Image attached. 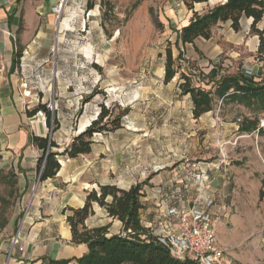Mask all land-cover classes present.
<instances>
[{"label": "rangeland", "instance_id": "374dc122", "mask_svg": "<svg viewBox=\"0 0 264 264\" xmlns=\"http://www.w3.org/2000/svg\"><path fill=\"white\" fill-rule=\"evenodd\" d=\"M88 1L61 3L56 13L59 17L64 14L67 23L59 25L48 61L37 58L34 61L39 63L31 64L32 68L26 67L28 59L23 63L29 72L21 75L22 95L26 89L32 93L31 110L27 111L40 105L49 111L51 127L44 111L35 117L45 122L51 135L56 134L57 141L50 137L58 145L54 150L64 151L81 133V126L85 123L86 129L104 107L111 117L102 125L110 120L119 127L96 133L92 150L109 156L101 159L114 165L119 186L139 180L146 170H167L164 163L172 168L190 164L196 173L203 169L210 181L214 179L204 190L214 191L216 205L226 208L225 228H257L259 232L264 228V135L235 128L245 116H258L262 127L264 111L220 101L215 110L195 119L191 97L180 88L181 75L192 74L195 84L209 89L207 81H202L204 76L213 66L225 69L222 65L228 58L220 57L214 64L200 50L203 41H198V47L180 45L182 59H178V32L193 15L182 0H90L91 10ZM218 1L195 5V10L205 11ZM4 30L0 25V37ZM168 48L181 70L172 82L165 83ZM15 160L17 155L0 143V232L26 224L32 206L29 200L39 193L42 183L37 178L28 192L22 191ZM154 164L161 166L153 169ZM142 178L148 181V177ZM66 186L60 187L62 192L73 185ZM197 189V185L188 186V200L196 197ZM21 229L30 233L29 228ZM51 229L55 235L59 229L64 234L63 228ZM241 252L244 262L256 257L264 264L258 257L264 246ZM226 257L230 264H242Z\"/></svg>", "mask_w": 264, "mask_h": 264}, {"label": "crops", "instance_id": "0c3cea01", "mask_svg": "<svg viewBox=\"0 0 264 264\" xmlns=\"http://www.w3.org/2000/svg\"><path fill=\"white\" fill-rule=\"evenodd\" d=\"M64 2L66 0H0V25L5 26L7 30H4L0 37V143L10 150L11 154L17 155L14 165L20 187L26 192L38 178L37 162L41 156V151L31 143V135L40 137L49 135L53 140L57 139L54 138L56 134L51 135L45 122L27 114V109L31 110L32 93L26 89L22 95L20 80L23 82L24 79L21 75L25 76L26 71L29 72L23 63L28 59L30 64L28 63L26 67L32 68L34 66L31 64L38 65L39 62L34 61L37 58H41L44 63L48 61L49 48L56 40L59 25L67 23L63 22L66 20L64 14L59 17L56 13L59 5ZM65 6L64 13L68 5ZM252 23L253 19L245 18L241 22V29L235 31L232 22L228 21L217 26L210 39L200 38L190 45L197 46L198 41H203L200 50L213 60L214 64L218 63L220 57H227L231 64L225 69L229 70L224 69L222 72L220 69L221 74H234L239 71L245 73L251 70L254 81L264 82V55H258L260 39L252 32ZM258 28L264 30V18L258 24ZM11 36L14 37V41ZM17 44L22 51L23 60L22 64L10 73ZM214 67L217 66H213L212 69ZM27 92L30 95H27ZM235 129L239 131V124ZM58 152L63 151L59 149ZM101 156L109 157L104 152L94 153L93 150L90 154L80 155L74 159L61 156L62 167L57 176L42 182L39 193L30 198L32 206L25 220L26 224L18 228L12 226L0 232V264H42V257L55 260L70 259L72 260L70 264H76L75 258L84 255L87 247L71 243L72 234L67 222V209L83 207L88 192L93 189L99 190L100 185L112 184L129 189L144 182L149 184H145L143 188L145 207L141 211V220L146 227L153 228L155 234L161 233L163 229L166 221L163 215L166 210L171 207L188 208L199 196L203 201L214 202L212 209L219 215L215 224L216 226L218 224L217 236L226 256L229 255L242 264H259L256 257L244 262L241 251L246 248L263 247L264 228H260L259 232L257 228H225L222 218L227 213L226 208L216 205L212 194L214 191L211 190L210 194L204 190L206 184L213 183L214 179L210 181V175L203 169L196 173L190 164L172 168L170 163H164L163 165L169 167L167 170L158 173L146 170L139 180L127 184L124 182L119 186L121 184L114 177V165L106 163ZM78 159L85 161L78 163ZM158 166L161 165L154 164L151 167L154 169ZM147 172L149 176H146ZM142 177H148V181ZM62 185H68L65 188L73 186L62 192L64 191L60 188ZM189 185H197L199 191L192 201L188 200L187 195ZM93 209L94 214L86 221L88 227L108 226L111 235L121 233L123 224L119 220L109 217L107 211L96 203ZM21 228L27 230L29 228L30 233L24 232ZM51 228H63L64 234L62 235L59 229L55 235L51 233ZM18 233L21 239L19 238V243L15 244ZM258 257L264 259V252L258 254Z\"/></svg>", "mask_w": 264, "mask_h": 264}, {"label": "trees", "instance_id": "16d2710c", "mask_svg": "<svg viewBox=\"0 0 264 264\" xmlns=\"http://www.w3.org/2000/svg\"><path fill=\"white\" fill-rule=\"evenodd\" d=\"M189 11L193 13L188 24L178 32L176 45L179 50L178 59H182V46L194 44L196 40L210 39L213 30L220 24L232 22L235 31L241 29L243 19H253L252 32L259 36L260 45L258 55H264V30L258 28V24L264 18V0H219L207 10L199 12L195 5L209 3L212 0H182ZM87 8H93L88 1ZM22 51L17 44L14 53L10 73L20 65ZM181 70L177 64L171 48L167 49L165 64V83L172 82ZM184 82L180 84L185 95H190L193 103V116L201 118L204 114L215 110L218 102H238L247 107L264 111V82H256L244 72L220 73L219 67H214L204 76L202 81H207L209 89L195 84L192 74H182ZM98 118L78 136L63 152L55 151L58 148L50 136L40 137L31 135L33 143L40 151L41 156L37 162V174L41 182L53 179L61 170V156L70 159L80 155L90 154L93 149V138L96 133L113 131L118 129L115 121H107L111 117L109 110L104 107ZM44 111L47 116V125L51 127V115L44 105L27 111L29 117ZM57 123V122H56ZM107 124H113L108 128ZM260 118L245 116L240 120L239 131L241 133H255L264 135V128L259 126ZM58 125V123H57ZM145 183H138L129 189H122L117 185H100L99 190L88 192L85 205L81 208H68L71 212L67 216V222L71 229L74 245H85L87 252L79 258H75L76 264H199L192 259L179 260L172 256L169 248L163 244L153 228L146 227L141 220V211L144 209L143 188ZM263 192H261L262 196ZM98 204L104 208L109 217L119 220L123 224L120 234H110L108 226L90 228L86 225L87 219L94 214L93 205ZM42 264H70L72 260H55L42 257Z\"/></svg>", "mask_w": 264, "mask_h": 264}, {"label": "built area", "instance_id": "2783aa9c", "mask_svg": "<svg viewBox=\"0 0 264 264\" xmlns=\"http://www.w3.org/2000/svg\"><path fill=\"white\" fill-rule=\"evenodd\" d=\"M224 63V68L231 64L229 60ZM245 74L251 76L252 72L247 70ZM261 126L264 127V120ZM213 205L212 200L203 201L198 196L188 208L171 207L165 211L166 221L157 235L172 256L179 260L192 259L199 264H230L225 250L220 247L215 226L219 215L213 211ZM19 238L18 233L15 244L19 243Z\"/></svg>", "mask_w": 264, "mask_h": 264}, {"label": "bare ground", "instance_id": "6f19581e", "mask_svg": "<svg viewBox=\"0 0 264 264\" xmlns=\"http://www.w3.org/2000/svg\"><path fill=\"white\" fill-rule=\"evenodd\" d=\"M84 124H85V123H84ZM84 124H83V125L81 126V128H80V132H83V131L85 130V126H86V125H84Z\"/></svg>", "mask_w": 264, "mask_h": 264}]
</instances>
